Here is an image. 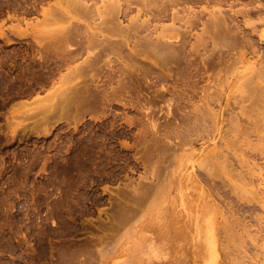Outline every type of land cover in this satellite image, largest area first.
<instances>
[{
	"label": "rangeland",
	"instance_id": "1",
	"mask_svg": "<svg viewBox=\"0 0 264 264\" xmlns=\"http://www.w3.org/2000/svg\"><path fill=\"white\" fill-rule=\"evenodd\" d=\"M93 1H89L90 9H94V3L100 5L98 0L92 3ZM229 1L236 5L237 8L232 7L234 10L243 6L250 8L256 2L252 0L253 4L250 5V0H237V5L235 0ZM263 1L257 0L258 3L255 4L260 6ZM69 2L70 0H0V264L254 262L249 260L252 257L251 252L255 249L256 253L259 252L262 248H259L260 244H264V237L261 236L264 231V211L251 199L256 194L255 190L264 197V181L263 185H260L251 174L246 177V171L247 167L254 168L257 164L262 170L264 168L263 158L251 150L253 143H261L256 140L255 127H263L261 122L264 123V117L238 115L239 119L233 114L238 111V104L235 103V107L233 105L234 99L236 98L235 102L239 100V90L234 87L235 90L232 88L226 93L229 98L233 96L229 103L231 110L226 109L222 112L223 115H220L221 129L219 136L214 138L213 124H209L212 122L207 121V124L205 121L209 118L204 120L207 124L204 125L200 124L201 120L203 122L202 118L198 117V122L197 117H188L191 116L193 104L197 103L199 94L196 99L189 101L191 104L193 102L192 105L186 99L180 101L186 106L180 102L175 103L179 98L175 89L179 85L173 83V78H166V82H155V79L151 78L152 83L148 81L146 92L143 89V92L136 95L134 91L135 97L131 96L133 93L130 95L133 89L125 92V95L115 94L113 98H108L109 102L92 105V110L87 107L84 108L86 111L83 109L72 114L76 111V102H73L72 97H78L75 92L79 93L75 88L78 85L82 88L89 80L90 85L87 86L96 89L95 85L100 78L97 77L96 69H93V73L92 69H85L83 64L80 68L77 67L87 56L84 51L82 56L80 54L74 61L75 64H70L72 69H68L70 66L59 64V49L46 50L43 46L58 41L64 34H68L69 28H72L69 33L74 32L81 37L90 34L89 28L97 32L95 25L100 23L101 19L92 14V17L84 16L85 21L79 15H73L70 20L71 17L67 18L61 12ZM240 2L245 5L241 7ZM170 3L172 4L173 0H170ZM196 4H204L208 10L213 5L206 6L203 2ZM195 5V9L204 7ZM226 7L227 4L223 3L220 9L225 11ZM131 15H135V11L131 12ZM129 17L130 14L119 18L121 26H127ZM236 20L237 38L249 39L253 49L257 47L256 49L261 48L264 51V43L257 41L260 37H254V34L259 35V30H264V26L259 28L257 24L258 30L254 33L249 26H242L243 19ZM252 20L255 21V18ZM73 22L78 24V29ZM91 23L95 24L93 28ZM168 23L170 22L162 21L161 25ZM88 25L90 26L87 29ZM192 41L195 42V39L192 38ZM207 45L206 50L199 47V54L194 58L196 63L199 64L202 54L200 52L204 50V54L211 53L212 45ZM220 48L226 50L222 46ZM249 48L251 49V46ZM249 48L244 50L249 52ZM60 51L63 56L65 50ZM230 54L234 58L238 52ZM115 57H103L100 62L102 65H99L102 67L104 63L106 67L110 60V66L117 61V67L121 64L128 65V61L124 64L120 59L116 63L113 62ZM138 59L140 65L152 67L149 60L146 63V59ZM250 62L251 66L256 65L253 59H248L247 65ZM116 65L114 68H117ZM253 66L247 69L248 74H245L247 70L244 72L245 77H248L245 78L247 81L249 77L255 76L257 66ZM107 67L106 70L109 69ZM106 70L105 73L110 71ZM77 72V78L81 77L84 83L76 78ZM49 73H53V84L49 82L40 85L39 78L47 77ZM222 73L224 74V70L218 73L219 76L210 72L203 79L205 85L211 87L210 92L214 98L223 84L222 78L225 74ZM210 74L213 78L207 81V75ZM71 76L75 77L70 78ZM76 79L78 84L74 85ZM116 80L117 76H114V82ZM212 80L215 82L212 83ZM189 81L192 82V79ZM200 82L197 84L198 90L204 85ZM102 83L97 87L100 94L117 86ZM131 83L132 81L129 84ZM162 83L167 85L168 92L163 93L165 96L161 98L164 100L156 97L158 101L154 103L156 100L151 95H155V89L157 91L160 88L156 85ZM49 94L54 95L51 97ZM136 96L138 99L141 97L139 102L142 101V104L146 98L152 97V100L150 98L148 101L154 104L148 101L146 102L150 105L143 104L150 108L148 112H144L139 105L141 103H137ZM214 98L209 99L212 101V105L209 103L211 101H208L209 107L217 109L218 100L214 101ZM77 99L79 97L75 98L76 101ZM121 99L125 103L119 101ZM178 104L179 108L182 106L181 110L183 108L182 111L179 109L180 116L176 110ZM63 105L65 107H62ZM58 106L62 107L61 110L66 108V114L64 111L60 114ZM183 106L185 109L188 107L186 112H183ZM138 107L141 109L138 110ZM181 116L189 118L184 119V126H180L184 122L183 117V122L179 121ZM186 121L189 124H186ZM187 125L197 127L193 126L194 130ZM206 126H209L210 130ZM242 158H247L246 169L242 167ZM257 184L260 186L256 187ZM255 214L261 215H258L260 221L255 218Z\"/></svg>",
	"mask_w": 264,
	"mask_h": 264
},
{
	"label": "bare ground",
	"instance_id": "2",
	"mask_svg": "<svg viewBox=\"0 0 264 264\" xmlns=\"http://www.w3.org/2000/svg\"><path fill=\"white\" fill-rule=\"evenodd\" d=\"M89 1L90 0H70L71 4H70V2L68 3V4H70V6L68 4H66V6L67 5L68 6L67 7L64 6L65 8L61 12L64 13L67 18L71 17L70 20L73 19L72 18L73 15H74V17H75V15L76 16L79 15V16H82L84 21L86 18H88V16H91L92 14H94L96 17L101 19L100 23H97L98 26H97V24L95 25L93 23L95 25V28H98L97 32L96 31L93 32L92 29H91L92 30V32H91V30L89 28L90 34H88L87 36L84 35V37H81L80 34L75 35V33L72 32L74 34V35H72V33H69V32H71L70 30H72V28L71 29L69 28L67 30L68 34H66V35L64 34L58 41L53 42V43L49 44L48 46H43L46 50H49L50 48H52L53 50L59 49V51H58L59 53L57 52V54L59 55L58 56L59 57V64H61L63 66L67 65L68 67L70 66L71 63H74V61L78 58V56L80 54L82 56V53L84 51L85 52L84 55L86 54L87 56L85 55L86 58H84L83 61H81V64H77V67L80 68L83 64L85 69H88V70H91V69L95 70L96 69L95 71L97 73V77L100 78V80L97 81V83L95 85L96 89H91L90 86H87V84L90 83V82H88L89 80L85 79V77L82 76V77H84L85 80H87V82H86L87 84L84 85L83 87L81 86L82 88H80L78 85L79 90H78V87L75 88L76 89L75 91H79V93L75 92V93H77L76 95L74 94L75 96L78 95V97H79V99H77V101L75 100V98H78V97H74L71 94V96H73L72 98H74L73 102H76L75 107H74L75 108L74 110H76V111H74V113L72 112V114H76L75 112L83 110L84 108H87V107H88L87 109L92 110L91 109V108H93L92 105H95L97 103L101 105L104 103V101H108V98H113V96H115V94H116V96H117V94L118 95L124 94L125 92H130L132 89L133 90L130 93V95L132 93H133V95H131V96H134V91L136 92V95L139 92H143V89H144V92H146L145 89H147L146 87H147V85H149L148 81L152 83V80L150 81L151 78H154L155 82L156 81L157 82L158 81L159 82L160 81L166 82L167 81V80H165L166 78H173V83L176 82L179 85V87H176V89H175L176 84H175V86L173 85L174 89L176 90V92L178 91L177 93L179 95L178 96L179 98L177 97L178 99H177V102H175V103H179L181 100H185V99L189 103V101L191 102V100H193L194 98L196 99V97H198L197 95L199 94V97L197 98V101H196L197 103L193 104V102H192L194 107L192 109V112L189 110L191 112V116H188V117H197L198 122H200V120H198V117L202 118L203 122L201 120L200 124H204V125L208 124L207 121L208 122L211 121L212 123H209V124H213L212 130L214 132V135H213L214 138L219 134L220 129H221V127H220V124H221L220 117L221 116L220 115H223L222 112L226 109L231 110V105L229 103H230V98H232L233 96L229 98V96L226 93L231 91V89L234 87H237V89L239 90V100H237V102H235L236 98L234 99L233 105L235 103L238 104L237 105L238 111L233 113V114L237 115V117H238V115H241V116H243V115H256V116L264 117V51L261 50V48L256 49L257 47H255V49H253L252 44L248 41L249 39L246 40L244 38L245 40L244 39L242 40L238 36L240 39L239 40L237 38L238 34H236L238 24L237 25L235 24V21L237 22L236 19L241 18V19H243L242 20L243 21L242 26L245 24L246 26H249L254 31V33H257V31H256V30H258L256 28L257 24H258L259 28H262L261 25L264 26V5H263L264 3L261 2V4H260V2H259L260 6H258V4H255L257 2V0H256V2L254 0L253 2H255L254 3L255 6H253L254 4L252 3V0H250V5H251V3L253 5H251V7L248 8V6L247 7L243 6V5H245V4H243L244 2H240V3H242V4H240V6L242 5L243 7L241 6L242 8L234 10V9H232V7L234 5H232L229 0H173L172 4L170 3V0H98L100 2V5H98V6L94 3V1H95L94 0L92 3H94L93 5H95V6H93L94 9H92V7H91V9H92L91 10L89 5H88ZM236 1L237 0H235V2ZM259 1H261V0H259ZM199 2L205 3L206 6L207 5L211 6V4H213L212 6H216V7L211 6V9L208 10L204 4H203L204 7H200L202 4H200V6H198L196 3H199ZM237 2H239V1H237ZM237 2H236V4L239 5ZM247 2H249V0ZM223 3L227 4V7H226L227 10H225V11L220 9V7H221V5H223ZM195 4L198 7H200L201 9H198V8L195 9L196 7L195 8L193 7ZM91 6H92V4H91ZM224 6H226V5H224ZM234 7L237 8L236 5ZM133 11H135V15H131V12H133ZM129 14L131 16L128 18L130 20V22H128L129 21L128 20L127 26H125V27L121 26V21H119V18L129 16ZM84 16L85 17L87 16V17L84 18ZM205 16H207V18H205ZM67 18H66V21H67ZM253 18H255V21L252 20ZM80 21L81 20L79 19V23H80ZM162 21H168L170 23H168V25L167 24L161 25ZM72 24L70 27H72ZM74 24H76V23H74ZM93 24L91 23V25H92L91 28H93ZM77 25L78 24H76V27H77ZM89 26L90 25L86 26L87 29ZM79 27H80V25H79ZM249 27H248V29H249ZM244 28H245V26H244ZM74 29L75 28L73 26V30ZM77 29H78V27H77ZM84 30H85V26H84ZM199 30H200V32H199ZM197 31H198V33H197ZM261 31L259 30V32H260V33L258 32L259 35L254 34V37L256 38V36H259L260 38L257 41L264 43V30L262 29ZM245 33H246V31H245ZM82 36H83V34H82ZM33 37H35V36H33ZM192 38L195 39V42H193V41L191 42ZM242 38H243V36H242ZM129 39L130 40L132 39V40L129 41ZM37 40H41V39H37ZM257 41H255V42H257ZM49 42H50V38H49ZM208 43L210 44L209 46L212 45V50L209 48L211 53L207 54V52H206L205 54H207V55H205L204 50H206V46H208L207 45ZM254 45L256 46V44H254ZM215 46H217L219 49L216 47L214 52H212L213 48ZM220 46L224 47L226 50H222V48H220ZM249 46H251L252 50L249 48ZM199 47H201V49H204V50H203V52H200V53H202L200 55L202 58L200 57V61L198 64V63H196L194 58H195V56H197L199 54ZM247 47L249 48V52L247 50H244V48L246 49ZM61 49L65 50L67 52L64 54V52H65L64 51L63 56H61L62 55V52L60 51ZM232 50H233V52H232ZM236 51L238 52V54H235L236 57L232 58L233 55H231L230 53L233 54ZM111 55H113L114 57L116 56L115 57L116 60L113 62L116 63V61L120 59V61L122 63H124V62L127 63V61H128V65H126L124 63L125 66H123L121 64L120 67H117V65H116L118 63V61H117V63L114 64V65H116L115 67H117V68H114V65L113 66H110L111 64L109 65V62H111V60L109 58L110 61L107 64L108 67H107V65H106V67L109 68L107 70L108 71L110 70V71L108 73L107 72L105 73L106 67H104L105 66L104 63H103V66L101 67L102 64L100 62L103 59V57L105 59ZM139 57L146 59V63H147V60H149L152 64V67H145L143 65H140L139 64L140 62H138V61H140L138 59ZM112 59H113V57H112ZM196 59H197V57H196ZM248 59H250V60L253 59L255 61V64H256L255 66H257V68L255 66H253V64H252V66L255 67V73H254L255 76L252 78L249 77L250 80L248 79V81H247V80H245V78L247 79L248 77H245V74H248L247 69L248 68L251 69L250 67H252L251 62H250V64L248 63V65H247ZM104 61H106V60H104ZM129 61L133 62L132 64H134L132 66L131 62H130V65L133 68V70L131 67H129L130 66ZM99 63L101 65H99ZM68 69H72V67L70 66ZM73 69L76 70V68L74 66H73ZM94 70H93V73H94ZM222 70H224V74H225L224 75L222 73L224 75L223 76L224 78L221 77L223 79L222 80L223 84H222L221 89L217 90L218 94H217V96H215L216 98H214V96L211 95V92H210L211 87L210 86L207 87L205 85L203 79L206 77V74H209L210 72H212V73L215 72L218 75V73L220 71L222 72ZM246 70H247V73L244 74V72ZM73 71H72V73H74ZM68 75H72V74L68 73ZM52 76H53V73H49V76L47 75V77L44 76L41 79L39 78L38 83L42 86L49 83V82L51 84H53L51 82ZM114 76H117V80L115 82H114ZM72 77L73 76H71L70 78H72ZM77 77H79L78 72L76 74V78ZM102 78H104V80L101 81ZM212 78H213L212 74L207 75V79H208L207 81H209ZM77 79H79V78H77ZM77 79L75 80V82L77 81ZM80 79H81V77H80ZM190 79H192V82L189 81ZM70 80H72V79H70ZM202 80H203V82H202ZM215 80H216V78H215ZM131 81H132V83L129 84ZM75 82H73L74 85L75 84L77 85L78 83L77 82L75 83ZM82 82H83V80H82ZM92 82H93V80H92ZM100 82L101 83L105 82V84L107 86H112L111 84H116L117 86L111 87L109 89L107 88L108 90H106V91H105L106 88H104L105 92L100 94V92L97 90V87L99 86ZM199 82L202 84L204 83V85H205V86L203 85L204 87L202 86V88L200 90H198L199 88L197 87V84ZM214 82L215 81H213L212 83H214ZM103 84L104 83H102V85ZM88 85H90V84H88ZM130 85H131V89H130ZM199 85H201V84H199ZM150 86H152V85H150ZM150 86H149V88H151ZM156 86L160 87V88L157 91L155 89V92H156L155 95H151L156 100V101L153 100L154 103L158 101L156 99V97H159L161 100H164L161 97L163 95L165 96V94H163V93L169 89L167 87V85L163 84V83H162V85H156ZM68 87H69V85H68ZM216 87H217V85H216ZM216 87L214 86V88H216ZM66 89L68 90V88H66ZM69 89H70V87H69ZM216 89H214L215 93H216ZM148 90H147V92H149ZM175 90H173V92H175ZM234 90H235V88H234ZM58 92H60V91L58 90ZM70 92H72V91H70ZM57 94L59 95V93H57ZM57 94H55V95H57ZM53 95L54 94H52V96ZM121 96H123V95H121ZM151 96H150L151 99L146 98L144 100L145 104L147 103L146 101H148L149 99L152 100ZM136 97H137L136 100L138 101L137 103H141L139 105H141L142 109L145 110L144 112H146V111L148 112L150 110V108L147 107L146 105H144L145 106L144 107L143 106L144 103L142 104V101L139 102L141 97H140V99H138L139 98L138 96H136ZM212 98H214V101L218 100L217 109L209 107L210 106L209 103H211V105H212V101H211ZM209 99H211V100H209ZM61 100H63V98ZM115 100H116V98H115ZM119 101H122L125 103V101H123L122 99ZM208 101H211V102L208 103ZM148 102H152V101H148ZM199 102L201 103V105ZM54 103H55V101H54ZM124 103H122V104H124ZM126 104H128V102ZM189 104L192 105L191 103H189ZM148 105H150V104H148ZM182 105H185V104H182ZM73 106H74V103H73ZM137 106H133V107H137ZM185 106H183L184 107L183 112H186L185 110L188 108L187 107L185 109ZM58 107H60V106H58ZM62 107H65V105H63ZM62 107H60V110ZM95 107L96 106H94V108ZM131 107H132V105H131ZM139 107H138V110L141 109ZM181 107L182 106H180V108ZM234 107H235V105H234ZM68 108H70V106ZM180 108H179V104H178V109H176V110H178L179 116L181 115V113H179V112H181L183 110V108H182V110ZM56 109H57V107H56ZM64 109H66V108H63V110H61L60 114H62ZM179 109L181 111H179ZM57 110L59 112V109H57ZM84 110L86 111V109H84ZM176 110L174 111L175 113H176ZM189 111L187 112V114L189 113ZM64 112L66 114V110ZM70 112H71V110H70ZM175 113H173V114H175ZM225 113H226V111H225ZM146 114L149 115L148 113H146ZM185 114H183V115H185ZM169 115H170V112H169ZM188 117L181 116L179 118L180 120L177 119V120L181 121V118H182L184 121V122L181 121V122H183V125H180V126L185 125L184 119H187ZM151 118H153V117H151ZM207 118H209L210 120L209 119L205 120ZM149 119H150V117H149ZM204 120L206 121L207 124L204 122ZM245 120H246V118H245ZM193 122L194 121L192 120V124H194ZM198 122H196V123H198ZM250 122L252 123V121H250ZM149 123L150 122H148V124ZM169 123L171 125V122H169ZM238 123H240V122H238ZM247 123H248V119H247ZM175 124H177V123H175ZM186 124H189V123H187V121H186ZM192 124H190V125H192ZM261 124H262L261 126H263V127H261L262 129L261 128L259 129L260 126H258V125H256L258 127L254 126L255 128H257L256 129V134H257L256 140L258 139V141H260L261 143H255V144L253 143L251 145V150L256 151L257 155H260L261 158H263L262 161L264 162V123L261 122ZM167 125H168V123H167ZM190 125H187V127H191V129L193 128V126H194V128L197 126L198 127L200 126L197 124H196L197 126L196 125L190 126ZM209 126L208 127L206 126V127L209 128ZM168 127H169V125H168ZM149 128H150V126H149ZM202 128H204V126ZM232 128H234V127L232 126ZM238 129H239V127H238ZM186 130L188 131L189 129H186ZM196 130H198V128ZM209 130H210V128H209ZM244 130H246V129H244ZM244 130H242V131H244ZM231 133H233V132H231ZM242 134H244V133L242 132ZM188 141H190V140L188 139ZM185 142H186V140H185ZM238 152H239V150H238ZM243 154H244V152H243ZM260 156H259V158H260ZM244 158H245V156H244ZM253 158H255V157H253ZM242 159H241V163L243 166L242 165L241 166L246 169L247 164H248V162H246L247 158L243 159V160ZM242 161L246 164L245 166H244V163ZM260 164H261V162H260ZM248 170L250 171V173ZM263 170H264V168H263ZM263 170L258 164L255 165L254 168L250 167L248 169V167H247L246 172H248V175H246V177L251 174L250 175L251 177H255V179L258 180L257 182L260 185H263V182H262V181H264V171ZM227 176H230V175H227ZM251 177H250V179H251ZM255 181L256 180H254V183H255ZM259 181H261V182H259ZM259 184H257L256 187ZM252 185H255V184H252ZM262 187H263V189L262 188L261 189L264 191V185ZM255 192H256V194H254L251 201L252 200L256 201V203L259 205L258 206L254 202L256 204V206H258L259 209L261 206V208L264 211V197H261L262 194L257 193V190H255ZM259 214H255V215H257L255 218L259 219L258 221H260V218H258V217L261 216ZM231 216H232V214H231ZM261 220H262V218H261ZM228 223H230V222H228ZM232 225H233V223H232ZM247 229H248V227H247ZM263 230H264V228H263ZM233 232L234 231H232V233ZM229 233H231V232H229ZM263 233H264V231L262 232V235H261L262 237H264ZM263 241H264V239H263ZM260 247H262V248L259 249ZM259 248L258 249L260 251L258 250L259 252H257V253L255 252L257 249H255V251L253 250L254 255H253V252H251V254H252L251 258H250V256H248V258H250L249 260H251V259L254 260V262L250 261V262H252L251 264H253V263L254 264H261V263L264 264V244H263V246L260 244ZM244 256L246 257V255H244Z\"/></svg>",
	"mask_w": 264,
	"mask_h": 264
}]
</instances>
